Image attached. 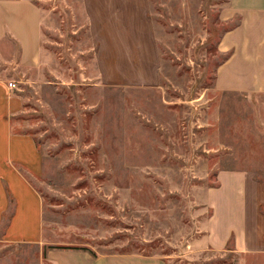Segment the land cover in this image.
<instances>
[{
    "label": "rangeland",
    "instance_id": "rangeland-1",
    "mask_svg": "<svg viewBox=\"0 0 264 264\" xmlns=\"http://www.w3.org/2000/svg\"><path fill=\"white\" fill-rule=\"evenodd\" d=\"M35 1L42 65L11 78L15 130L42 154L22 171L41 228L9 240L6 213L0 264H264V25L229 0ZM237 81L253 89L223 87Z\"/></svg>",
    "mask_w": 264,
    "mask_h": 264
},
{
    "label": "crops",
    "instance_id": "crops-1",
    "mask_svg": "<svg viewBox=\"0 0 264 264\" xmlns=\"http://www.w3.org/2000/svg\"><path fill=\"white\" fill-rule=\"evenodd\" d=\"M83 1L88 6L96 4L95 0ZM229 7L241 14L242 21L248 19L252 24L264 25V0H229ZM242 26L244 23L234 32L239 34ZM41 38L42 9L35 0H0V223L8 213L4 235L13 241H35L41 228V198L22 171L37 174L42 154L30 133L15 130L14 119H20L24 99L11 78L41 67ZM261 43L264 46V29ZM223 87L236 91L253 89L244 88L239 81ZM48 257L54 264H160L153 259L135 261L133 256L93 257L83 251H53Z\"/></svg>",
    "mask_w": 264,
    "mask_h": 264
},
{
    "label": "built area",
    "instance_id": "built-area-1",
    "mask_svg": "<svg viewBox=\"0 0 264 264\" xmlns=\"http://www.w3.org/2000/svg\"><path fill=\"white\" fill-rule=\"evenodd\" d=\"M10 85L12 84V83H9Z\"/></svg>",
    "mask_w": 264,
    "mask_h": 264
}]
</instances>
